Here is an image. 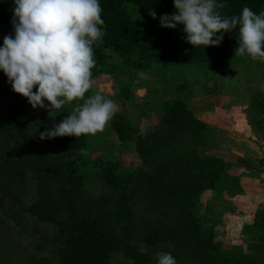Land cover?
I'll return each instance as SVG.
<instances>
[{
    "label": "trees",
    "instance_id": "obj_1",
    "mask_svg": "<svg viewBox=\"0 0 264 264\" xmlns=\"http://www.w3.org/2000/svg\"><path fill=\"white\" fill-rule=\"evenodd\" d=\"M99 2L103 9L105 35L102 43L93 46L96 64L91 70L92 78L108 72L129 76L132 71L161 66L166 69L202 65L222 74L229 61L250 58L235 56L239 26L224 33L219 46L206 48L186 42L183 25H177L175 29L161 27L159 18L176 11L174 0ZM222 2L227 5L222 14L229 17L240 15L245 6L257 14L264 11V0ZM14 7V0H0V47L5 36H14L11 23ZM133 8L140 19L133 16ZM151 10L156 12V19L149 14ZM256 63L263 66L264 72V61L257 60ZM123 94L130 100L133 96L129 87ZM88 96L89 92L85 99ZM254 98L251 100L253 110L260 117L256 129L264 132V94ZM30 107L28 99L13 91L7 76L0 70V217L8 213L5 202L10 195L23 200L28 174L32 173L36 176L40 199L32 203L27 212L38 221L55 227L51 256L38 255L25 264H114L124 257L132 264H153L140 246L123 240L112 220L93 210V206L98 207L97 202H93L91 195L86 196L85 190L89 170L97 171L104 184L117 194L112 213L122 225L128 227L134 223L137 214H141L144 226L140 235L149 246L172 244L185 260L188 255L192 259L210 256L213 251V263H218L215 252L221 245L215 230H204L196 209L205 191L219 190L220 185L228 181L227 175L213 170L212 178L190 179L185 183L164 158L149 171L113 162L106 156L90 160L87 156L88 135L41 140L40 132L63 119L58 114H42L35 121L30 117ZM156 113L162 122L179 132L190 123L193 126L197 123L191 121L181 99L164 102ZM158 128L149 130L135 126L121 114H115L111 122V129L120 142L134 143L144 159L151 156L154 145L153 154L160 155ZM195 128L203 134L208 131L200 122ZM184 193H190L192 198L186 209L182 199ZM256 226L264 231V217L256 221Z\"/></svg>",
    "mask_w": 264,
    "mask_h": 264
},
{
    "label": "rangeland",
    "instance_id": "obj_2",
    "mask_svg": "<svg viewBox=\"0 0 264 264\" xmlns=\"http://www.w3.org/2000/svg\"><path fill=\"white\" fill-rule=\"evenodd\" d=\"M132 14L140 19L134 8ZM256 62L251 58L231 60L222 74L202 65L154 67L132 71L129 76L108 72L92 78L94 84L89 91V96L99 92L106 99L114 100L118 105L116 114L124 115L133 125L149 130L159 127L160 152V155L153 154L154 145L151 156L142 158L134 143L120 142L111 129V119L103 132L88 135L90 160L106 156L113 162L149 171L164 158L185 183L190 179L212 178L213 170L227 175L228 181L225 180L219 190L205 191L196 209L204 230L214 229L221 245L215 252L216 264H264V231L256 226V221L264 217V145L240 149V139L253 138L260 125L257 122L260 117L254 112L251 101L258 94H264L263 66ZM128 87L133 95L131 100L123 94ZM175 99L185 102L191 121L200 122L201 127L208 129L207 133L196 130L197 123L195 126L190 123L179 132L162 122L156 110L161 109L164 102ZM79 102L51 112L47 107L33 109L31 106L29 114L35 121L42 114H58L64 120ZM85 190L86 196L91 195L93 202H97L98 207L93 206V210L112 220L123 240L140 246L153 264H157L159 252L171 253L177 264H214L213 251L210 256L191 259L188 255L185 260L172 244L149 246L140 235L144 223L139 213L134 223L128 227L122 225L112 213L117 194L104 184L97 171L89 170ZM24 195L23 200L10 195L5 202L8 213L0 217V264H25L38 255L51 256L55 227L27 212L29 206L40 199L36 176L32 173L28 174ZM182 199L186 209V204L192 201L191 194L184 193ZM114 264L132 263L124 257Z\"/></svg>",
    "mask_w": 264,
    "mask_h": 264
},
{
    "label": "clouds",
    "instance_id": "obj_3",
    "mask_svg": "<svg viewBox=\"0 0 264 264\" xmlns=\"http://www.w3.org/2000/svg\"><path fill=\"white\" fill-rule=\"evenodd\" d=\"M14 4V36H5L0 47V70L13 91L26 97L33 109L47 107L50 112L83 101L59 124L40 132V139L103 132L118 105L99 92L85 99L94 84L93 46L105 35L99 0H14ZM174 7L172 15L159 18L161 27L183 25L186 42L206 48L219 46L224 33L239 26L235 56L264 61V11L257 14L245 6L240 15L229 17L222 14L227 7L222 0H174ZM149 14L157 18L154 10ZM157 264L177 261L171 253L159 252Z\"/></svg>",
    "mask_w": 264,
    "mask_h": 264
},
{
    "label": "crops",
    "instance_id": "obj_4",
    "mask_svg": "<svg viewBox=\"0 0 264 264\" xmlns=\"http://www.w3.org/2000/svg\"><path fill=\"white\" fill-rule=\"evenodd\" d=\"M255 136H253V138H248L247 137H242V135H240L242 137L241 140V150L243 149H256V147L258 148L259 146L261 147L262 145H264V132H260L259 130H256V132L254 133ZM258 135V136H257ZM245 138V139H244Z\"/></svg>",
    "mask_w": 264,
    "mask_h": 264
}]
</instances>
